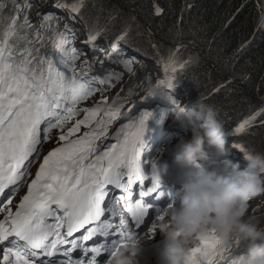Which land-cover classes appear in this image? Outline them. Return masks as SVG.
<instances>
[{
	"label": "snow or ice",
	"instance_id": "6c2138e0",
	"mask_svg": "<svg viewBox=\"0 0 264 264\" xmlns=\"http://www.w3.org/2000/svg\"><path fill=\"white\" fill-rule=\"evenodd\" d=\"M58 6L80 13L85 0ZM27 7L30 5L25 3L24 8ZM16 9L19 12V4ZM153 11L155 16H160L164 9L154 3ZM81 20L87 27L86 18L81 16ZM40 27L51 29L52 14L44 16ZM31 28L26 15L19 24L18 17L13 15L10 22L0 28V214L3 216L0 219V264H54L41 260L40 256L53 257L60 252L59 246L69 243L71 247L63 252L69 257L65 264H84L83 260L73 261L69 255L77 249H81L85 257L91 254L87 264H99L97 258L104 252L109 254L136 237L148 214L145 198L159 186L153 182L147 188L144 186L146 176L141 166L142 137L151 113L144 112L138 119L122 124L113 136L115 143L100 151L97 141L107 138L119 108L109 107L101 115L99 106L78 107L96 91L94 83L103 81L95 76L85 77L83 81L77 78L82 74L76 73L75 60L82 52L68 47V24L62 32L53 29L51 47L58 54L59 64L68 69L71 76L58 70L51 57L40 54L37 45L42 43L43 37L38 29L29 38L26 30ZM103 31L89 28L86 43L94 47L93 42ZM127 35L125 29L116 36L113 51ZM179 47L165 62L166 79L158 83V88L163 85L165 89H172L176 77L169 72L182 70L190 62L176 60ZM108 58L111 59V54ZM81 113L82 119H74ZM262 113L264 109L246 118L235 133H243ZM82 127L86 129L83 132ZM54 130H59L57 145L43 156L34 178L27 184L26 194L13 210L12 197L30 175L28 169L38 159L42 145L54 139ZM134 185L140 188L139 198L134 196ZM109 186L120 190L121 194L106 200L110 195ZM158 212L156 220L163 218L162 210ZM106 215H119L118 225L110 218L105 219ZM49 217L54 218V223L48 222ZM82 229H86L82 234L85 242L97 235L113 234L118 239L108 248L103 244L89 248L77 239H68ZM147 230L154 233L155 223ZM51 237L54 239L50 240ZM195 242L196 246L189 250L187 264H220L221 261L228 264L225 253L233 242L239 244L238 240H233L224 245L215 233L196 237ZM242 259L240 256L231 264H241Z\"/></svg>",
	"mask_w": 264,
	"mask_h": 264
},
{
	"label": "trees",
	"instance_id": "16d2710c",
	"mask_svg": "<svg viewBox=\"0 0 264 264\" xmlns=\"http://www.w3.org/2000/svg\"><path fill=\"white\" fill-rule=\"evenodd\" d=\"M88 1L92 9L103 8L121 24H129L138 44L133 49L145 61H158L164 67L179 45L176 60L190 62L184 69L177 68L169 75H177L181 85L193 91L190 107L198 98L215 107L230 150L236 146L247 153H264V113L243 133H235L241 122L264 109V28L257 23L264 14V0ZM47 2L49 0H0V28L10 22L13 15L18 17V24L26 15L32 25L26 30L29 38L39 29L43 40L37 46L40 53H48L52 50L53 29L59 31L60 24L52 14L51 29L40 27L44 18L40 13ZM25 3L30 7L25 9ZM154 3L164 9L160 16L154 15ZM77 29L79 32L80 27ZM115 39L105 34L104 40L99 39L97 44ZM145 71L143 66H138L118 86L109 89L112 92L110 107L119 108L140 94L148 76ZM103 104L100 102L97 106L102 109ZM78 117L82 119L83 113Z\"/></svg>",
	"mask_w": 264,
	"mask_h": 264
},
{
	"label": "clouds",
	"instance_id": "9594fccd",
	"mask_svg": "<svg viewBox=\"0 0 264 264\" xmlns=\"http://www.w3.org/2000/svg\"><path fill=\"white\" fill-rule=\"evenodd\" d=\"M257 23L264 28V14L259 16ZM144 91L148 96H154L158 88L146 80ZM176 108L172 115L181 123L185 119L198 121L192 127L190 137H181L170 150L160 149L161 152L170 151L172 162L182 176L181 183L168 179L169 190L179 191V198L171 207L162 210V219L153 222L154 233L147 231L115 248L108 254L105 264H187L196 237L203 238L212 233L224 245L239 241L225 253L228 264L240 256L243 257L241 264H264V230L260 229L254 216L248 215V202L264 193V153H247L236 146L230 150L228 136L213 105L198 98L192 108L179 107L178 111ZM206 149L214 150L215 158L207 159ZM228 154L247 164L240 167L238 162L227 158ZM198 158L206 162L200 164ZM162 159L164 163L154 164L150 174L151 181L156 184H160L172 169L169 159ZM157 233L160 237H154ZM152 237V241L161 239L160 245L149 247ZM238 245L241 246L236 247ZM154 252L156 256L146 262Z\"/></svg>",
	"mask_w": 264,
	"mask_h": 264
},
{
	"label": "rangeland",
	"instance_id": "374dc122",
	"mask_svg": "<svg viewBox=\"0 0 264 264\" xmlns=\"http://www.w3.org/2000/svg\"><path fill=\"white\" fill-rule=\"evenodd\" d=\"M88 2H89L88 0H85V6L81 9L80 13H72L69 9L61 8L58 6V5L71 4V3H73V0H49V2H47L45 4L44 9L48 8V7L59 9L58 11L55 9L53 11V14H55V12H56V18H58L59 21L62 23V27H64L65 24L73 25L71 22V18H72L74 21V24L77 22L78 25L82 24L83 27H85L87 29H89V28L104 29V31H103L104 35L106 34L107 37L110 36L111 38H116L117 35H119L122 31L127 29L128 35H127L126 39L121 41V44H124L127 47L128 46L129 47H135V46L137 47L138 44L136 45V41L134 39V36L131 34V30H130L131 27L129 26L128 23H126V24H128V26L126 24H121V22L118 21V18H115V17H114V19L110 20L109 18L113 17V16H111V14H109L108 11H106L100 7H94L92 9L91 4H88ZM81 16L86 18L87 25H88L87 27L85 26L84 21L81 20ZM74 35L79 39L80 42L83 43L85 48L87 50H89V54L93 57L94 60H97V61L101 60V59L96 57V54L98 51V44L97 43H94V45H95L94 47L92 45L86 44L85 43L86 38H85L84 34L81 32L74 31ZM91 56L86 57L85 52H82V54L79 55V57H78L79 59H78L77 63L75 64V68H76L75 70H76L77 74L80 71L81 67L86 68V66L91 62ZM176 57L179 58L178 56H176ZM139 59H140V62L138 64H135V62H134V66H133L134 72L137 70L138 66H143L146 70L145 72H148V76H147L146 80H150L154 85L157 82L165 80L166 77L163 75V74H165V69L160 66L158 61L152 62L151 59H147V61H145L143 58H140V57H139ZM108 64L109 63L104 64L102 66V68H106L108 66ZM149 77H150V79H149ZM175 77H176V79L174 81V87L172 89H165L164 87L162 88V91L166 92L170 96H174L173 91H177L176 103L170 109V111L167 113V115L161 119V121L164 122V124L162 125L163 127H165L166 120L172 115V110L176 106H177L176 110L178 111L179 107H183V104H185L187 101H189V99L194 97L193 96L194 94H192L193 91H190L189 90L190 88L188 86L183 87L179 81L178 76L176 75ZM146 80H145V82H146ZM119 81L120 80L116 79L113 82V84H116ZM120 83H121V81L116 86H118ZM116 86H114L113 89ZM196 86L197 85H194L193 87L196 88ZM95 88H96V91L93 93V95L91 97H89L87 100L81 101L80 104L78 105V107L81 109H83L85 107L93 108V107H97V105H99V103L102 100H106V102L102 106V109H100V114L102 115L103 112L106 111L110 107L109 103L112 100V92H110L109 90L106 91V88H109V86L103 85L101 87H95ZM141 92H142V95L136 100V102L139 99H141L142 97H145L147 95L146 92L144 91V88L142 89ZM158 101H159V103L164 102L163 99H159ZM144 107H146V106H144ZM140 110H141V105L138 106L136 109H133L132 112H130L128 114H125V112L120 111L119 115H118V119L115 121L114 125L112 127H110V129H109V136L111 138H113V136L116 133V129H118V126H117L118 123H122L124 121L127 122L129 119L135 118ZM154 121H156V118H152L150 116L149 119L145 122V127L149 123H153ZM169 125L171 127H176L178 129L175 131H171V133H170L172 135H178V137H176V138L169 137L168 140H166V142L162 143L163 148H167L170 150L173 147H175L176 144L179 143V140L181 137H184V136L190 137L191 134L182 135V133L177 132V131H181V129H183L184 133H185L186 128L189 129V127H190V126L188 127L187 124L181 123L179 120H174ZM184 125H186V126L184 127ZM52 135H53L54 139L47 142L45 144V146L41 149V155H40V158L38 159V163L42 162L43 156L46 155L49 150H51L53 147H55L57 145L59 130H54ZM104 143L105 142H103V140L97 142V144L99 145V148H102L104 146ZM213 152H214V150H213ZM158 157L168 158L170 168H176L177 167L172 162V156L170 154V151H164V152L160 151V154ZM227 158L232 160L233 162H238L240 167L244 164H247L242 159H240V158H238L232 154H228ZM198 160H199V158H198ZM248 215L254 216L256 218V221L258 222V226L260 227V229L264 230V193L260 194L259 197H255L251 201L248 202ZM157 235H159V233L155 234L154 237H156ZM158 237H160V235ZM152 240H153V237L150 241L156 242L155 246L158 245L159 242L161 241V239L159 240V242L152 241ZM234 243L235 242L232 243V246H234ZM152 244L153 243H150V247L152 246ZM193 246H196V242L191 245V247H193ZM240 246L241 245H238L236 247H240ZM156 254H157L156 252L151 253V255L147 257L146 262L151 260L152 258H154L156 256Z\"/></svg>",
	"mask_w": 264,
	"mask_h": 264
},
{
	"label": "bare ground",
	"instance_id": "6f19581e",
	"mask_svg": "<svg viewBox=\"0 0 264 264\" xmlns=\"http://www.w3.org/2000/svg\"><path fill=\"white\" fill-rule=\"evenodd\" d=\"M188 127H189V125H188ZM215 156V154H214V152L213 151H210L209 153H208V156L207 157H214ZM147 187V186H146ZM162 199V198H161ZM158 200V199H157ZM161 203L162 202H160V205L158 206V207H160L161 206ZM145 225V224H144ZM146 227H148V226H146ZM155 236V235H154ZM157 242H159V241H157ZM150 243H153L152 245H155L156 244V242H150ZM159 244H160V242H159ZM158 244V245H159ZM149 245V247H150V244H148Z\"/></svg>",
	"mask_w": 264,
	"mask_h": 264
}]
</instances>
